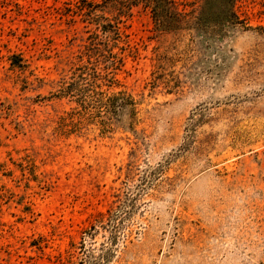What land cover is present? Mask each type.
Segmentation results:
<instances>
[{
    "label": "rangeland",
    "instance_id": "1",
    "mask_svg": "<svg viewBox=\"0 0 264 264\" xmlns=\"http://www.w3.org/2000/svg\"><path fill=\"white\" fill-rule=\"evenodd\" d=\"M174 1L0 0V264H264V0Z\"/></svg>",
    "mask_w": 264,
    "mask_h": 264
},
{
    "label": "trees",
    "instance_id": "2",
    "mask_svg": "<svg viewBox=\"0 0 264 264\" xmlns=\"http://www.w3.org/2000/svg\"><path fill=\"white\" fill-rule=\"evenodd\" d=\"M117 3H114L118 6L119 11L126 12L130 10L132 7H136L139 4H142L144 8H150L151 11L154 14V18L156 23H162L163 16L166 17V15L163 13L169 12L168 10L171 8L176 7V2L174 0H115ZM89 9H94V5L88 6ZM111 27V30H107V26ZM105 27L104 32L107 31L113 32L115 37L119 38L118 30L116 26L111 25L110 22H108ZM92 41L93 39H96L97 42L99 40L98 34H92ZM99 43V42H98ZM91 51L98 52L99 48L95 45H92V48H88ZM108 57L111 59H114V56H112L111 52H107ZM99 57V55L97 56ZM120 61V60H119ZM79 80H74V82L63 84L62 88L59 90V96L61 97H74L77 104H79L84 110H88V108H100L105 105V108L108 109V112L111 114L116 115L119 110H121L124 107L132 108L134 106V102L130 98H124V96H121L120 93L118 96L121 97H112L108 98L107 100L109 103H102L103 102V92H98L96 90H91V94L86 93L88 90L87 86L83 81H85L84 76H79ZM98 87V86H97ZM134 108V107H133ZM132 112V110H131Z\"/></svg>",
    "mask_w": 264,
    "mask_h": 264
}]
</instances>
